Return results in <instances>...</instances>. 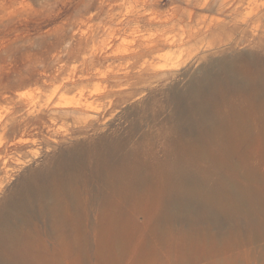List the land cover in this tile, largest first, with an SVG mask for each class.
<instances>
[{"label":"rangeland","instance_id":"374dc122","mask_svg":"<svg viewBox=\"0 0 264 264\" xmlns=\"http://www.w3.org/2000/svg\"><path fill=\"white\" fill-rule=\"evenodd\" d=\"M263 3L0 0V215H8L13 225L12 238L0 240L2 259L16 264H264V108L247 90L226 91L217 109L233 125L248 126L250 136L261 135L252 139L250 158L235 156L240 186L252 189L258 207L253 220L247 219L248 200L233 204L218 198L219 219L212 223L211 210L193 220L169 216L163 198V173L177 154L173 127L179 118L172 92L186 90L204 68L215 73L224 56L263 57ZM249 8L258 10L255 25L236 28ZM251 26L259 28L254 32ZM197 31L198 38L186 39ZM159 36L185 40L139 53L143 42ZM237 65L244 71L246 62ZM111 143L118 146L113 153L122 181L113 203L104 199L108 191L93 169L92 154L108 153ZM79 155L78 170L88 177L81 195L87 215L84 230L73 227L71 244L64 246L51 239L48 217L29 221L38 208L33 190L54 183L58 168L55 175L65 177L68 166H79ZM212 162L209 157L196 162L209 188L219 177L234 176ZM139 181L133 192L122 188ZM28 199L30 214L17 206Z\"/></svg>","mask_w":264,"mask_h":264},{"label":"bare ground","instance_id":"6f19581e","mask_svg":"<svg viewBox=\"0 0 264 264\" xmlns=\"http://www.w3.org/2000/svg\"><path fill=\"white\" fill-rule=\"evenodd\" d=\"M257 11L256 8H249L245 15L241 17V24L235 22L234 26L240 29L242 24H251L254 22L255 17L258 16ZM149 20L151 21V18ZM212 22L215 25L219 24L218 20H212ZM256 27H252L254 32L259 28ZM200 33L201 31L192 32L186 39L198 38ZM159 38L161 37L159 36ZM163 38L143 42L139 53L141 55L152 54L160 45L175 46L177 43L181 44L185 40H177L175 37L168 36ZM240 60L246 62L244 71L243 68L237 65ZM216 67L218 70L215 73L204 68L200 77L191 79L186 90L178 91L176 89L172 92V101L176 105V112L179 118V120H176L178 121V125L176 124L173 127L174 133L177 134L178 142L175 144L177 148L175 161L172 167L166 169L163 173L165 177L163 198L167 206L165 208L168 209L169 212L167 214L169 216L172 215L173 218L179 220H193L195 217L204 216L207 210H211L214 216L212 223H214V221H218L219 219L217 214H215L216 208L214 203L217 200L227 198L233 204L237 202L245 203L248 200L247 213H245L247 214V219L251 221L253 220L252 216L258 212V207L251 200L252 189L240 186L239 178L236 175L238 162L235 160V156L239 154L244 158H250L253 154L250 149L252 139H261V135L250 136L249 133H251V130L248 126L245 127L237 123L233 125L231 119L219 117L217 102H219V97L226 91L240 88L247 90L250 93L251 100L260 108H264V56L262 57L261 54L259 56L231 54L217 61ZM261 144L264 147V143L262 142ZM109 147L110 151L108 153H104L102 150L93 151L94 153L92 154L95 158L93 169L102 176L106 190L108 191L104 199H108L109 203H113L117 197L115 191L118 184L122 183V181L119 178L118 166L114 161L113 153L118 146L116 143H111ZM84 155L87 156V154ZM207 157L212 159L214 168H219V171L229 170L234 176L229 179L219 177L216 182V187L209 188L207 186L205 171L196 166V162L199 159ZM79 159H77L79 161L78 163H80L79 166H68L69 169L65 177L63 175L61 177V174L55 175L59 171V168L56 169L55 174L53 172V176L51 175L52 178L54 177V183L51 182L52 184H50L52 186L48 185L49 183H42L33 190L38 201V208L35 213L36 217H30L29 221L32 218L48 217L52 229V232L49 234L51 239L59 241L58 244L64 246L71 244V240L69 239L71 238L73 227L83 229L82 220L87 215V209L81 203V195L85 190L84 188L88 177L87 174L83 175L78 170V167L81 165L80 161L83 159L82 155H79ZM138 183L131 182L128 184L125 183V185L123 183L122 186L125 187L122 188L133 192L136 187L141 186L142 181ZM29 203H31L30 200L20 204L17 203V206L20 211L22 209L27 214H30L31 205ZM217 203L219 204V202ZM110 214H113V212ZM12 231L13 225L10 223L8 215H0V240L5 242L10 237L12 238ZM263 234L262 232L260 233V235ZM0 261L4 262L3 264H16L15 261H5L2 257Z\"/></svg>","mask_w":264,"mask_h":264}]
</instances>
